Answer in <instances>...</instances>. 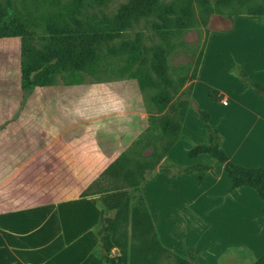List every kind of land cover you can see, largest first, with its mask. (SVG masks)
Wrapping results in <instances>:
<instances>
[{"label": "crops", "instance_id": "1", "mask_svg": "<svg viewBox=\"0 0 264 264\" xmlns=\"http://www.w3.org/2000/svg\"><path fill=\"white\" fill-rule=\"evenodd\" d=\"M61 78L25 97L20 69L0 73V264H104L97 252L100 218L113 217L133 194L124 188L82 196L149 130L137 80ZM252 85L264 88V21L217 17L179 137L161 159L175 169L209 170L170 174L158 166L139 186L161 246L175 256L192 249L203 264L264 257L260 196L250 187L232 189L223 165L207 154L189 156L208 144L202 111L229 161L264 168V100Z\"/></svg>", "mask_w": 264, "mask_h": 264}, {"label": "rangeland", "instance_id": "2", "mask_svg": "<svg viewBox=\"0 0 264 264\" xmlns=\"http://www.w3.org/2000/svg\"><path fill=\"white\" fill-rule=\"evenodd\" d=\"M128 0H0L6 14L17 11L25 21L35 51L48 48L45 38L64 30L104 28L120 6ZM161 8L146 19L111 37H104L94 48L93 63L84 71H71L72 82L117 81L136 77L141 85L150 127L129 153L126 172L140 166L147 178L156 167L180 173L181 169L161 163L165 144L173 136L165 125L179 121V112L190 106L191 82L196 76L204 45L214 20L237 14L250 15L264 21V0H160ZM163 7L170 12L162 13ZM153 47L164 51V75L157 76L148 63L142 65L144 53ZM20 69V39L0 38V73ZM56 74L53 82L62 81ZM69 80V79H67ZM170 98L163 108L158 101ZM219 254V253H218ZM244 261V252L238 253ZM188 264H203L192 250L179 257ZM160 264H178L172 255L161 256ZM238 264H245L238 262Z\"/></svg>", "mask_w": 264, "mask_h": 264}, {"label": "trees", "instance_id": "3", "mask_svg": "<svg viewBox=\"0 0 264 264\" xmlns=\"http://www.w3.org/2000/svg\"><path fill=\"white\" fill-rule=\"evenodd\" d=\"M160 8V0H128L119 7L113 19L107 22L104 28L74 32L64 30L55 33L45 38L48 48L39 52L33 49L27 35V25L20 14L15 10L10 14L0 10V38L18 37L20 39V86L26 97L36 87L55 84L56 82L52 80L56 74L68 75L71 71L86 70L93 63L95 46L104 37L119 34L133 21L146 19ZM168 12L170 8L163 7L162 13L167 14ZM147 63L155 75L160 77L164 75V51L161 48L153 47L144 53L141 64ZM131 78L137 80L141 89L139 80L136 77ZM250 88L264 100V88L258 85H252ZM169 101L170 98L164 96L158 101V105L163 109ZM187 106L186 104L179 112L177 125L173 126L171 121L165 125L166 133H173V136L166 142L162 157L167 154L179 137ZM198 117L205 123L208 144L193 147L189 151V156L207 154L223 165L232 183V189L242 186L250 187L257 192L264 203V168L248 169L229 161L226 154L220 150V137L216 128L209 124V115L201 111ZM129 155L131 154L128 152L117 158L82 193V196H90L124 188L133 190L132 197L117 209L113 217L102 215L100 218L97 251L100 258L104 264H160L161 256L172 255L178 264H188L161 246L139 189L141 182L145 179L142 168L138 165L134 173L125 171ZM181 170L180 174H189L196 170L203 174L209 170V167L197 166ZM259 224L264 226V209ZM114 248L119 250V255L112 257L111 251ZM253 264H264V257L257 259Z\"/></svg>", "mask_w": 264, "mask_h": 264}, {"label": "built area", "instance_id": "4", "mask_svg": "<svg viewBox=\"0 0 264 264\" xmlns=\"http://www.w3.org/2000/svg\"><path fill=\"white\" fill-rule=\"evenodd\" d=\"M225 104V102H223Z\"/></svg>", "mask_w": 264, "mask_h": 264}]
</instances>
